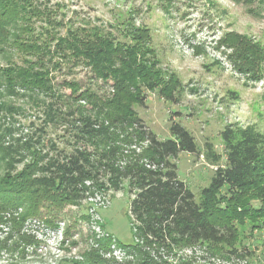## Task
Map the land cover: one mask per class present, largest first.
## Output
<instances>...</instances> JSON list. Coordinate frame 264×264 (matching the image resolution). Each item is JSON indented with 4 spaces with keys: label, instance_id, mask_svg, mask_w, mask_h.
<instances>
[{
    "label": "rangeland",
    "instance_id": "rangeland-1",
    "mask_svg": "<svg viewBox=\"0 0 264 264\" xmlns=\"http://www.w3.org/2000/svg\"><path fill=\"white\" fill-rule=\"evenodd\" d=\"M84 29L134 46L167 86L175 83L171 99L159 86L140 85L144 103L132 108L158 138L170 136L172 121L193 135L199 154L181 152L174 162L196 199L216 167L205 159L206 144L224 164V128L264 134V0H0V142L21 150L10 176L85 144L77 120L94 113L80 92L112 95L111 78L61 55L58 39ZM39 66L62 101L53 105L30 83L12 78ZM85 188L73 199L37 189L49 193L0 201V264H264L260 215L233 220L238 251L204 242L156 254L133 237L126 181L119 191L90 181ZM246 204L261 200L252 196Z\"/></svg>",
    "mask_w": 264,
    "mask_h": 264
},
{
    "label": "trees",
    "instance_id": "trees-1",
    "mask_svg": "<svg viewBox=\"0 0 264 264\" xmlns=\"http://www.w3.org/2000/svg\"><path fill=\"white\" fill-rule=\"evenodd\" d=\"M131 46L112 44L94 29L75 30L58 39L61 55L67 52L71 63L81 59L97 77L111 78L113 93L101 98L89 89L80 92V100L92 104L94 113L77 120L81 124L79 137L85 144L58 154L46 164L32 162L10 176L14 158L21 155V150L13 143L3 146L0 142V171L6 173L0 178V201L14 203L31 193H46L37 189L73 199L86 190V181L104 184L112 191L122 189L126 181L131 195L130 225L134 239L142 241L141 247L157 254L160 249L171 252L206 242L224 245L228 252L238 251L234 248L238 231L233 220L247 213L264 217V134L249 128H224L220 133L224 164H220V154L206 144L205 159L216 167L209 185L196 199L178 177L174 162L181 152L199 154L193 135L172 121L170 136L158 138L132 108L134 103H144L140 85L150 89L159 86L161 95L171 99L175 83L167 86L169 81L165 82ZM39 51L45 50L40 47ZM12 75L17 84L25 81L49 96L53 105L62 101L48 85V72L43 67L38 71L22 69ZM38 172L45 176L31 178L30 174ZM252 196L261 204L248 208L246 202Z\"/></svg>",
    "mask_w": 264,
    "mask_h": 264
}]
</instances>
